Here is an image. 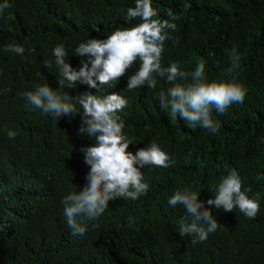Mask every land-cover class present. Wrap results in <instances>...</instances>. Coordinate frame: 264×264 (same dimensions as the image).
Listing matches in <instances>:
<instances>
[{"label": "trees", "instance_id": "1", "mask_svg": "<svg viewBox=\"0 0 264 264\" xmlns=\"http://www.w3.org/2000/svg\"><path fill=\"white\" fill-rule=\"evenodd\" d=\"M8 2L11 7L0 14V264H264V0H151L158 18L168 19V8L179 17L165 41L163 66L177 62L192 72L203 59L207 78L219 79L235 46L241 55L237 79L247 95L222 115L212 111L220 126L212 134L187 127L179 114L160 107V94L172 86L166 78L157 77L155 88L127 90L139 61L106 86L104 94L128 100L119 113L124 134L134 142L128 151L155 141L175 164L141 169L148 191L137 200L110 201L101 217L86 223L83 236L72 235L61 203L83 188L89 171L80 149L93 141L78 134L82 109L77 104L80 112L56 121L32 108L23 94L44 84L58 87L57 45H65L66 62L78 70L87 59L75 55L79 43L140 23L125 20L135 0ZM9 44L24 47V53L5 51ZM66 91L76 97L96 89L77 85ZM7 130L16 133L14 139ZM229 169L238 171L242 190L251 189L249 197L259 193L260 211L249 219L238 209L206 204L222 226L193 245L178 233V220L188 214L168 201L185 189L199 192L202 201L214 199Z\"/></svg>", "mask_w": 264, "mask_h": 264}, {"label": "clouds", "instance_id": "2", "mask_svg": "<svg viewBox=\"0 0 264 264\" xmlns=\"http://www.w3.org/2000/svg\"><path fill=\"white\" fill-rule=\"evenodd\" d=\"M10 7L8 0H4L0 4V14ZM188 7L190 4H185V8ZM166 11L168 19H160L151 0H135V6L127 9L125 20L139 19L141 22L130 28L117 29L106 39L89 38L79 43L75 55L87 59H81L78 70L66 62L69 54L65 45H57L53 55L59 69L58 87L53 89L44 84L23 94L32 108L50 114L56 121L61 116L80 112L77 104L82 109L78 134L93 141L90 146L80 149L89 171L83 188L70 192L61 201L73 236H83L86 223L101 217L110 201L118 198L137 200L145 194L149 188L141 171L145 166L168 168L175 164L155 141L137 149L134 154L128 151L134 142L124 134L125 122L119 115L128 106V100L115 92L104 94L106 86L113 87L134 62L139 61V66L128 76L126 89L131 91L145 84L155 88L157 77L166 78L172 86L167 94H160V107L169 108L175 117L179 114L189 128L199 126L216 134L220 126L213 121L212 111L222 115L230 106L243 103L247 95L246 86L237 79L241 55L235 46L228 53L229 67L223 70L219 79L207 78L203 59L192 72L182 71L177 62L163 66L165 41L172 39L170 31L176 30L174 21L179 19L171 8ZM5 51L22 55L25 49L9 44ZM44 65L51 67L49 61H44ZM77 85H86L96 92L70 96L66 89H75ZM98 91L100 95L96 94ZM15 135L14 131L7 130L9 139H14ZM242 188L238 171L229 169L227 175L221 177L214 199L205 202L198 198L199 192L190 189L177 191L168 203L172 207L181 205L188 214L178 220L180 237H190L191 243L196 245L205 242L209 234L222 226L206 204L225 212L238 209L245 217L254 219L260 211L259 193L254 198L249 197L251 189Z\"/></svg>", "mask_w": 264, "mask_h": 264}]
</instances>
